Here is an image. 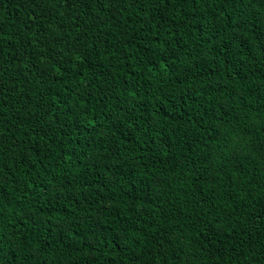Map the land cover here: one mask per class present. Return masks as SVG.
Returning <instances> with one entry per match:
<instances>
[{"label":"trees","instance_id":"1","mask_svg":"<svg viewBox=\"0 0 264 264\" xmlns=\"http://www.w3.org/2000/svg\"><path fill=\"white\" fill-rule=\"evenodd\" d=\"M0 264H264V0H0Z\"/></svg>","mask_w":264,"mask_h":264}]
</instances>
